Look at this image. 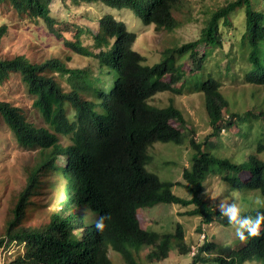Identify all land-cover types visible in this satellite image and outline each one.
Returning a JSON list of instances; mask_svg holds the SVG:
<instances>
[{"label": "trees", "instance_id": "1", "mask_svg": "<svg viewBox=\"0 0 264 264\" xmlns=\"http://www.w3.org/2000/svg\"><path fill=\"white\" fill-rule=\"evenodd\" d=\"M184 0H62L63 3H103L112 8L131 10L144 24L157 29L174 30L179 21L174 10ZM7 2L21 15L41 18L58 35L56 19L51 15L53 0H0ZM261 0H232L215 9L197 39L179 46L166 48L159 62L145 64V57L132 46L136 33L111 13L102 15L95 29L76 26L74 37L65 39L75 52L96 58L109 70L113 80L103 84L104 77L94 74L92 65L71 67L66 60L52 57L44 62H33L25 55L0 59V85L12 74L19 73L22 82L34 96L33 107L41 115L44 125L31 121L21 106L0 100V117L13 132L16 141L25 147H39L36 164L28 171L25 187L12 209L0 248L17 244L23 251L0 264H114L109 256L112 248L120 253L126 264H143L141 251L149 262L167 258L173 247L189 254L192 246L185 242L184 230L177 223L175 232H157L140 224L138 210L159 203H174L186 207L185 214L198 216L199 230L205 224L219 220L230 226L226 217L219 215L205 200V178L209 172H219L234 189H258L264 195V161L250 156V163H237L220 158L209 151L210 138L233 128L238 113L230 109L229 100L221 90V83L211 74L202 77L194 73L196 81L190 92H202L211 131L203 141L191 136L192 162L183 171L182 181H164L146 169L151 157L147 147L154 141L175 142L185 139L183 111L173 101L156 106L150 99L160 92H180V84L188 71L185 60L202 67L204 56L215 47H222L221 23L231 26L230 16L238 9L245 11L243 50L247 51L249 70L244 75L247 83L264 85V4ZM90 28V26H89ZM7 25L0 27V38ZM91 34L90 48L81 42L82 34ZM210 46L201 56L200 45ZM98 50V51H96ZM200 76V77H198ZM61 81H65L63 84ZM185 82H182V85ZM67 105L74 109L73 117ZM100 107L101 111L97 108ZM264 118V108L241 115ZM178 123V124H174ZM61 137H68L64 143ZM264 149L263 144L258 145ZM65 163L58 164L59 158ZM54 168L65 180V197L61 208L53 212L42 226L24 225L26 210L35 195L40 175L45 168ZM211 172V173H212ZM244 172L248 177H241ZM184 185L192 192L191 198L175 194L172 187ZM88 205L105 215V228L98 232L94 224H86L76 206ZM252 209L245 214L255 215ZM81 236L75 238V230ZM261 235L247 237L240 248L231 244L207 242L198 247L188 264H243L264 261V223ZM205 233V232H204Z\"/></svg>", "mask_w": 264, "mask_h": 264}, {"label": "rangeland", "instance_id": "2", "mask_svg": "<svg viewBox=\"0 0 264 264\" xmlns=\"http://www.w3.org/2000/svg\"><path fill=\"white\" fill-rule=\"evenodd\" d=\"M229 1L232 0H184L181 8L174 10L179 25L169 31L157 29L154 24H144L126 8H112L99 2L76 5L53 0L51 15L56 19V28L61 35L54 32L43 19L21 15L7 2H3L0 3V27L7 25V31L0 38V59L25 55L33 62H44L52 57H60L71 67L91 64L94 74L104 77L103 84H106L113 80L112 78L110 80L113 74H107L109 71L107 67L101 66L96 58L73 51L66 44L67 38L76 41L74 24L92 30L96 28L102 15L113 14L118 20L124 21L130 31L136 33L132 47L145 57V64L152 65L161 60L166 48L197 39L211 13ZM262 4L264 0H261L257 7H261ZM230 20L231 26H225L224 23L220 26L223 35L222 47L211 49L204 44L198 46L197 51L200 56L207 52V49H211L204 56L201 68L191 60H185L184 66L188 73L182 81L185 82L183 86H181L182 82L177 85L180 92H160L150 99V103L156 106H165L173 101L186 118V126L182 128L185 134L182 143L154 141L147 147L151 160L146 164V169L157 174L161 180L182 181L183 171L191 165L194 152L189 138L193 136L198 141H203L205 135L211 131L204 94L187 90V83L189 82L190 86L196 81L194 73L202 77L210 73L212 77L218 79L221 90L229 100L230 109L239 114L233 128L226 129L217 137L209 139L212 143L209 144V151L220 158H229L237 163H250L249 157L252 155L264 161V149L258 148L259 144L264 145V118L241 117L246 111L253 110L258 113L264 108V85L251 84L244 80V75L250 68L247 51L242 47L246 22L244 9L235 11L230 16ZM81 40L83 45L93 48L91 34H82ZM61 82L65 84V81ZM0 100L21 106L31 121L38 125L45 124L39 112L33 107L34 96L29 93L19 73L12 74L8 81L0 85ZM67 107L69 115L73 117V107L71 105ZM97 109L101 111L100 107ZM61 140L64 143L69 141L68 137H61ZM39 154V147L21 146L0 117V237L5 234L7 223L13 215L12 209L26 185L28 171L38 161ZM64 163L65 160L59 158L58 164ZM211 172L206 174L204 196L213 208L217 209L216 205L220 200L225 202L235 200L246 212L257 208L255 203L257 199L264 200L260 190L234 189L222 179L224 173ZM246 176L248 177L247 172L241 174L242 178ZM172 190L184 198L192 196L190 189L184 185H175ZM64 197L65 180L54 168H45L40 175L35 195L27 207L24 225L42 226L48 223L53 212L61 208ZM85 209L89 210L87 216ZM186 209L188 208L178 204L164 202L139 209L138 216L144 228L157 232H175L177 223H180L188 246L195 245L200 248L207 242H213L216 245L231 244L234 248H240L243 241L235 236L232 226L214 220L211 224L202 225V230H199L200 218L185 214ZM74 210L83 215L86 224H94L95 219L100 215L88 205L76 206ZM81 233V229H76L75 238L78 239ZM23 247L14 243L0 248V263L14 258L19 251L24 250ZM149 250L150 248L146 247L141 251L143 264H188L192 260L191 253L185 254L173 247L167 258L149 262L146 259ZM109 256L114 264H126L121 254L112 248L109 249ZM243 264H264V261Z\"/></svg>", "mask_w": 264, "mask_h": 264}, {"label": "clouds", "instance_id": "3", "mask_svg": "<svg viewBox=\"0 0 264 264\" xmlns=\"http://www.w3.org/2000/svg\"><path fill=\"white\" fill-rule=\"evenodd\" d=\"M257 209L264 208V200L257 199L255 201ZM219 215L226 217L227 222L234 229L235 236L243 241L247 237H254L261 235V225L264 223V211L256 210L255 215L245 214V209L241 207L237 201L232 200L225 202L220 200L216 205ZM85 216H87L88 209H85ZM105 215H99L94 221V227L98 232L105 228Z\"/></svg>", "mask_w": 264, "mask_h": 264}, {"label": "built area", "instance_id": "4", "mask_svg": "<svg viewBox=\"0 0 264 264\" xmlns=\"http://www.w3.org/2000/svg\"><path fill=\"white\" fill-rule=\"evenodd\" d=\"M202 235L204 236L205 234L203 233ZM197 251H198V247L195 245H192L190 253L194 255L196 254Z\"/></svg>", "mask_w": 264, "mask_h": 264}]
</instances>
